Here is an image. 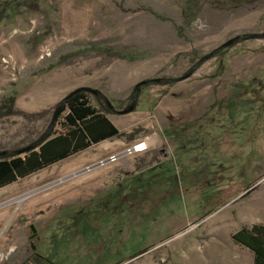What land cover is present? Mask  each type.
<instances>
[{"label":"rangeland","instance_id":"1","mask_svg":"<svg viewBox=\"0 0 264 264\" xmlns=\"http://www.w3.org/2000/svg\"><path fill=\"white\" fill-rule=\"evenodd\" d=\"M240 34H264V0H0V152L40 137L54 109L23 115L17 102L44 101L54 66L105 69L102 92L123 110L132 87L118 100L107 93L110 69L142 71L133 85L176 78ZM247 84L256 97L232 96ZM110 115L131 121L118 137L0 187L2 264H252L231 235L264 226V37L170 87L144 88L131 112ZM195 121L209 136L167 134ZM137 143L145 151L125 154Z\"/></svg>","mask_w":264,"mask_h":264},{"label":"trees","instance_id":"2","mask_svg":"<svg viewBox=\"0 0 264 264\" xmlns=\"http://www.w3.org/2000/svg\"><path fill=\"white\" fill-rule=\"evenodd\" d=\"M147 12L156 19L161 21L166 20V18H163L150 10H147ZM247 35L248 34L237 35V39L233 41L230 46L247 40ZM230 46L223 48L220 45L208 54L200 56L195 61L190 59L189 68L192 69L193 67H198L204 61L212 57L221 58L226 49ZM107 56L113 57L111 54H107ZM183 75L176 78H158V85L170 87L179 82L180 77ZM152 85H155V83L144 85L138 82L133 85L126 98L127 105L135 107L141 91ZM241 88H244L243 92L233 89L232 96L238 97V95L240 96L244 92H246L245 95L249 96V98L257 96V88L249 87L248 84L245 87L241 86ZM92 100L96 105L91 102ZM121 105L122 103L119 102L117 106H114L111 102H108L104 94L99 91H96L95 95H90L87 92H78L66 98L64 101L65 113L62 116L60 115L56 121L60 131H51L49 136L53 135L52 139L45 143L42 142L38 146L37 151L34 149L17 154V150H14L8 151L6 156L0 157V187L82 151L91 144H96L112 137H118V132L104 118V115L120 114V111L122 110ZM203 117L205 116H202V118ZM59 118L60 121L58 122ZM197 124V121L193 123L190 122L185 130H182L183 132L181 130H173L167 134L173 139L182 138V133L185 132H193L194 135L197 133H199L198 135H201L200 133H203V136H201L202 138L209 136L208 132L198 131V129L201 128V125ZM194 135L192 136V139H189L188 143H190V141H192V144L198 143L195 141L196 139ZM141 185L139 188H141ZM132 195L133 193L130 194L129 199L133 197ZM128 202L130 203V201ZM231 240L236 245L244 247L250 251L252 254V264H264V226L251 225L249 227H242L231 235ZM29 247L34 251V246L32 244H29Z\"/></svg>","mask_w":264,"mask_h":264},{"label":"crops","instance_id":"3","mask_svg":"<svg viewBox=\"0 0 264 264\" xmlns=\"http://www.w3.org/2000/svg\"><path fill=\"white\" fill-rule=\"evenodd\" d=\"M73 50H75V49L70 50V52H65V54L71 53ZM52 68L53 69H51L48 72L50 74L49 78H48L49 82L51 81L50 85L47 86L48 89L46 91L42 92V95L47 96L46 98L43 99L44 101L39 102V103H37L36 101H31L29 103H25L23 100H18L17 109L23 115H26V114H33L34 115V114H38L40 111H42V112L43 111H51L52 109H54L56 107V105L60 102V100L63 97H65L67 94H69L70 92H72L73 90L78 89V88H90V89L99 91L102 94H104L102 92V89H101V86H102L101 82L104 78H106V75L103 72V71H105V69H100V68L92 69V68L88 67V64H86V62H83V61H81L78 65L72 64V62L70 61L69 64H66L65 66L62 67V68H64L63 70L60 69L61 67L59 69H57L56 66H54ZM122 68H124V67H122ZM126 70H127V73L122 75V74H119L115 69H113V70L110 69L109 70L110 74L107 75L108 80H110L112 82V84L110 85V87L108 89L109 92H107V93L112 94L116 100H118L117 98H119V95L121 93H125L126 91H128L132 87V85L136 81H138V79L140 77L141 78L143 77V75H140V73L144 74L141 71L138 74L134 75L135 74L134 72H130L128 69H126ZM56 71H57V73H56ZM48 79H42L38 83H43L44 81H47ZM104 118L112 125V127H114L116 129L118 134L120 133L121 130L127 129V127H129V125L131 123L130 120L129 121L123 120L122 122H120L119 120H117L116 117H114L110 114L104 115ZM59 121H60V118H59L58 122ZM48 123H49V121H48ZM48 123H46L45 121L42 123V125H41V128H43L41 131L42 133L46 131V127H47ZM120 124H122V125H120ZM54 129H55V131H60L58 124H56L54 126ZM53 132H54V130H53ZM42 133H40V134H42ZM52 137H53V135H50L43 142L45 143V142L49 141L50 139H52ZM112 138H115V137H112ZM109 139H111V138H109ZM143 139H145V141L148 143L149 146L154 145L157 142V137H156L155 133H152V134L148 135L146 138L144 137ZM105 140H108V139H105ZM105 140H102L100 142H103ZM133 142L134 141H132V143ZM102 144L103 143L99 144L98 147L101 146ZM91 145H93V144H91ZM90 146H88V147H90ZM88 147H86L85 149H87ZM37 149H38V147L35 149V151H37ZM85 149H83V150H85ZM101 149H105V148H101ZM57 162H59V161H57ZM55 163H52L48 166H51ZM74 163L75 162L64 163V165L62 167L65 170H67L71 166H73ZM40 170H42V169H40ZM35 172H37V171H35ZM91 177H94V176H91Z\"/></svg>","mask_w":264,"mask_h":264},{"label":"water","instance_id":"4","mask_svg":"<svg viewBox=\"0 0 264 264\" xmlns=\"http://www.w3.org/2000/svg\"><path fill=\"white\" fill-rule=\"evenodd\" d=\"M260 37H264V34H248L247 35V39L249 38H260ZM237 39V37H233L229 40H227L226 42H224L223 44H221V46L223 48L227 47V46H230L233 41H235ZM196 67H193L191 70H189V72L185 75H183L182 77H180V81L187 78L194 70H195ZM159 82V79L158 78H152V79H146V80H142L140 81L141 84H149V83H155L157 84ZM78 92H87L88 94L90 95H95L96 94V91L93 90V89H90V88H78V89H75L73 90L72 92H70L69 94H67L65 97H63L60 102L57 104V106L54 108L52 114H51V118L49 120V123L46 127V131L43 132L41 134V136L35 141L33 142L32 144L22 148V149H19L16 151L17 154H20V153H24V152H28L30 150H34L36 149L46 138L49 137V134L50 132L52 131L53 127L55 126L56 124V121L58 119V117L64 112L65 110V106H64V101L66 98L70 97L72 94L74 93H78ZM133 106L130 105V106H127L125 107L123 110L120 111V114H125V113H128V112H131L133 110ZM8 154L7 151H1L0 152V157H3V156H6Z\"/></svg>","mask_w":264,"mask_h":264},{"label":"built area","instance_id":"5","mask_svg":"<svg viewBox=\"0 0 264 264\" xmlns=\"http://www.w3.org/2000/svg\"><path fill=\"white\" fill-rule=\"evenodd\" d=\"M145 151V144L144 143H137L134 144L129 150H127L125 152V154L127 153H139V152H143ZM113 157H110L109 160H113ZM2 260H3V253L0 251V264H2Z\"/></svg>","mask_w":264,"mask_h":264},{"label":"bare ground","instance_id":"6","mask_svg":"<svg viewBox=\"0 0 264 264\" xmlns=\"http://www.w3.org/2000/svg\"><path fill=\"white\" fill-rule=\"evenodd\" d=\"M108 146H109V143L105 142V143H103V144L100 146V148H107ZM41 177H42L41 175L35 176V177H33V178L31 179V181H32V182L37 181V180H39ZM4 190H7V188H5V189H3V190H0V192H2V191H4ZM9 190H10V189H9ZM1 194H2V193H1ZM25 197H26V196H21V197L15 198L14 200H10V201H8V203H6V204H12V203H14V202H16V203H20V202L23 201V199H24Z\"/></svg>","mask_w":264,"mask_h":264}]
</instances>
